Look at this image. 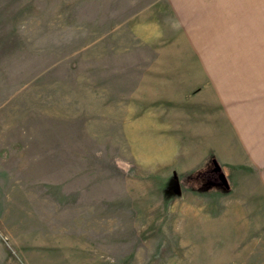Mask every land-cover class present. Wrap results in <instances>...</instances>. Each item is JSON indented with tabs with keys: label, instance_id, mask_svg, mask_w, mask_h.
<instances>
[{
	"label": "rangeland",
	"instance_id": "1",
	"mask_svg": "<svg viewBox=\"0 0 264 264\" xmlns=\"http://www.w3.org/2000/svg\"><path fill=\"white\" fill-rule=\"evenodd\" d=\"M263 85L264 0H0V264H264Z\"/></svg>",
	"mask_w": 264,
	"mask_h": 264
},
{
	"label": "crops",
	"instance_id": "2",
	"mask_svg": "<svg viewBox=\"0 0 264 264\" xmlns=\"http://www.w3.org/2000/svg\"><path fill=\"white\" fill-rule=\"evenodd\" d=\"M261 95V101L251 102L245 112L238 109L234 111L231 107L228 117L230 126L224 118H219V123L213 120L211 127L216 149L228 150L230 155L229 166L223 165V162L216 158L220 165L227 166L228 169L235 165H245L247 183L251 185L254 194L261 195L264 202V85ZM218 132L221 134L220 139Z\"/></svg>",
	"mask_w": 264,
	"mask_h": 264
},
{
	"label": "water",
	"instance_id": "3",
	"mask_svg": "<svg viewBox=\"0 0 264 264\" xmlns=\"http://www.w3.org/2000/svg\"><path fill=\"white\" fill-rule=\"evenodd\" d=\"M214 164H215L217 170H221L222 169V166L220 165V163L218 162L217 159L214 160ZM220 179L223 182V184H224L225 187L228 188L230 186L229 185V181L227 179V176H226V174L224 172H221L220 173Z\"/></svg>",
	"mask_w": 264,
	"mask_h": 264
}]
</instances>
